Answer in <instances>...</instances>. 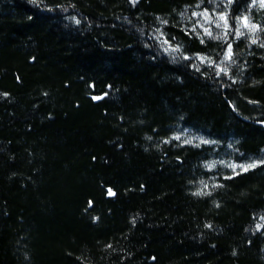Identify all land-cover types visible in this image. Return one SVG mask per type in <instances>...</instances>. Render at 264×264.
Segmentation results:
<instances>
[{
  "label": "trees",
  "instance_id": "obj_1",
  "mask_svg": "<svg viewBox=\"0 0 264 264\" xmlns=\"http://www.w3.org/2000/svg\"><path fill=\"white\" fill-rule=\"evenodd\" d=\"M0 264H264V4L0 0Z\"/></svg>",
  "mask_w": 264,
  "mask_h": 264
},
{
  "label": "rangeland",
  "instance_id": "obj_2",
  "mask_svg": "<svg viewBox=\"0 0 264 264\" xmlns=\"http://www.w3.org/2000/svg\"><path fill=\"white\" fill-rule=\"evenodd\" d=\"M255 2L258 5H262L261 0H255ZM195 17L198 19L199 22H201L204 29L208 31L209 33L210 31L214 30L215 32L219 34L222 30H224L222 20L220 19L221 17L220 15H216L213 18L210 15L205 14L204 12H200V13L195 14ZM158 42H159L161 50L164 53H167V54L173 53V50L162 39H159ZM181 138H182L181 140L186 141V142H195L197 144L202 142L201 139L194 138L190 135H182ZM242 167H247V165H239L233 170H236V169L242 170Z\"/></svg>",
  "mask_w": 264,
  "mask_h": 264
},
{
  "label": "snow or ice",
  "instance_id": "obj_3",
  "mask_svg": "<svg viewBox=\"0 0 264 264\" xmlns=\"http://www.w3.org/2000/svg\"><path fill=\"white\" fill-rule=\"evenodd\" d=\"M261 3L264 4V0H261ZM221 20H224L225 18L223 16L220 17ZM228 57L231 56V48L229 47V50H228V54H227ZM232 167L235 169L236 165H232ZM256 167L255 164H249L247 165V167H242V171H248L250 168H254ZM114 193L111 192V190H109V195H113ZM197 194H200V193H197Z\"/></svg>",
  "mask_w": 264,
  "mask_h": 264
}]
</instances>
